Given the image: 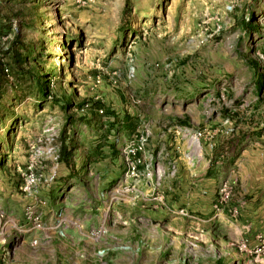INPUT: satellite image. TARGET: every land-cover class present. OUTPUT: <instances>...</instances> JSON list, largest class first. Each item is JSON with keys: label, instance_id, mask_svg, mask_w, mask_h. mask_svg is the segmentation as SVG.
<instances>
[{"label": "rangeland", "instance_id": "374dc122", "mask_svg": "<svg viewBox=\"0 0 264 264\" xmlns=\"http://www.w3.org/2000/svg\"><path fill=\"white\" fill-rule=\"evenodd\" d=\"M0 24L48 87H3L0 264H264V0H0Z\"/></svg>", "mask_w": 264, "mask_h": 264}, {"label": "trees", "instance_id": "16d2710c", "mask_svg": "<svg viewBox=\"0 0 264 264\" xmlns=\"http://www.w3.org/2000/svg\"><path fill=\"white\" fill-rule=\"evenodd\" d=\"M0 26H2V24H0ZM20 47L25 49V55L19 52ZM6 53L11 58L8 59V62L4 60L0 61V101L4 97L3 87L8 85H11L13 91H18L17 93L20 98L31 94L35 97L44 99L48 93V87L45 85L43 74L35 72L34 64L27 66V64L31 63L30 57L33 56L31 48L28 47L26 43H20L18 46L12 44ZM11 75L14 77L13 80L10 78ZM259 87V90L262 91L263 81H260ZM6 108H8L6 104L0 105V125L4 122ZM107 111L114 113L112 110ZM67 139L68 137H66L65 140ZM72 155V148L63 143L60 151V158L65 161L66 164H69ZM0 165H2V159H0Z\"/></svg>", "mask_w": 264, "mask_h": 264}, {"label": "built area", "instance_id": "2783aa9c", "mask_svg": "<svg viewBox=\"0 0 264 264\" xmlns=\"http://www.w3.org/2000/svg\"><path fill=\"white\" fill-rule=\"evenodd\" d=\"M101 112L103 110H100ZM150 139V132L149 130L140 132L137 134L122 150L124 161H125V179L124 182L126 183L127 180L131 179L134 184H137L142 179V171L140 166L143 164V160L141 154L146 149ZM151 163H147L146 167H149ZM36 181L33 174H30L26 188H30V185L34 184ZM62 235H65L63 230L60 231ZM101 255L104 253V250L99 252Z\"/></svg>", "mask_w": 264, "mask_h": 264}, {"label": "crops", "instance_id": "0c3cea01", "mask_svg": "<svg viewBox=\"0 0 264 264\" xmlns=\"http://www.w3.org/2000/svg\"><path fill=\"white\" fill-rule=\"evenodd\" d=\"M264 90V89H263ZM263 90H262V92H263ZM106 203V202H105Z\"/></svg>", "mask_w": 264, "mask_h": 264}]
</instances>
